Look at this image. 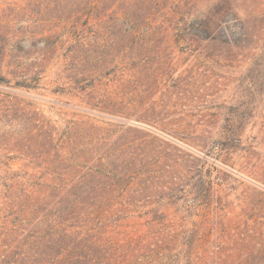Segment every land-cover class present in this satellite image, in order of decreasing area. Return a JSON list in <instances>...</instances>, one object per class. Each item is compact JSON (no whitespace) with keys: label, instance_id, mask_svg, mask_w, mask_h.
Returning a JSON list of instances; mask_svg holds the SVG:
<instances>
[{"label":"rangeland","instance_id":"obj_1","mask_svg":"<svg viewBox=\"0 0 264 264\" xmlns=\"http://www.w3.org/2000/svg\"><path fill=\"white\" fill-rule=\"evenodd\" d=\"M234 1L256 28L219 62L218 42L178 36L211 19L230 38L223 0H0V264L61 259L80 232L152 249L177 236L155 264H264V0ZM148 19L157 53L123 60ZM229 119L238 140L221 150ZM27 196L45 201L13 227ZM62 209L56 246L24 239Z\"/></svg>","mask_w":264,"mask_h":264},{"label":"trees","instance_id":"obj_2","mask_svg":"<svg viewBox=\"0 0 264 264\" xmlns=\"http://www.w3.org/2000/svg\"><path fill=\"white\" fill-rule=\"evenodd\" d=\"M248 0L244 1V4H247ZM159 3L157 0L154 2V6H158ZM223 5L226 6L227 13L231 17V26L229 27L231 32H230V38H227L226 40H221L219 41L217 39V35L215 34L216 29L218 28H212L211 26V19H208L206 21H200L197 25L194 26H189L185 28L184 34L182 36H178L180 40L186 41L189 43V45H193L194 42H198L201 40H206L209 43H219V48L218 50H214L212 53V56L214 57V60L217 59L219 62L221 61H235L236 57H245L244 53L247 52L248 44H249V37H251V31H253L255 25H253L254 28L250 29L247 28V23L241 18V15L239 14V6L235 3L234 0H223ZM222 5V6H223ZM254 5V0L250 2L249 7L252 8ZM235 10V12H233ZM233 10V11H232ZM228 14L225 18L228 17ZM185 15H187L185 13ZM223 18V19H225ZM262 18V17H260ZM257 21V19L253 20ZM148 22H150L149 26L144 28L143 30L140 31H133L134 32V43H137V46H135L134 50L131 51V48L128 47L125 50H123V60L128 58L130 61H136V62H144L145 64H148L147 60H149V57L146 56L145 58H139L142 53L148 52L150 54H156L157 53V46L154 45L155 42V37L159 33L157 31H151L152 30V22L150 19H148ZM254 22V23H255ZM255 32V30H254ZM128 35H133L132 32H129ZM253 35V34H252ZM222 47V48H221ZM221 48V49H220ZM218 51V52H217ZM225 54V55H224ZM121 59V58H118ZM140 59V60H138ZM217 61V62H218ZM230 66V65H229ZM232 66H230L231 68ZM143 68H145L143 66ZM146 70V68H145ZM159 70V69H158ZM142 70H138L137 73H141ZM264 86V82H263ZM254 100V97L253 99ZM228 121V120H227ZM229 124L226 126L224 129L227 130L228 133H230V136L227 138L226 143H221L220 146L222 147L221 150L223 149H230L234 147V143L236 142V139H234L235 134H234V125H231V120L229 119ZM234 134V135H233ZM211 154H216L218 152L216 151H208ZM207 182H199V190L198 194L201 200H205L207 197L208 189L207 188ZM29 196H27V199H25L24 202L18 201L17 204H13L11 206V209H15L13 214L16 215L15 219L11 221V224L13 227H16L17 223L20 222L21 220L19 219L22 218V221H26L27 219V214H36L37 208L45 201V198H37V199H32V202H28ZM199 200V198L195 201V203ZM57 213H62L58 215L53 220H47V223H45V228H42V230L38 231H33V230H24V233H26L25 238H40V241H47V245L49 246H56L57 244L53 242V236L56 237L58 235V231L61 229V227L64 225L62 222L63 220V209L58 211ZM56 213V214H57ZM55 214V215H56ZM34 221V218L32 219ZM242 221L239 220L237 223L239 225H235L234 229H239L242 225ZM98 224H102L101 222H97L96 226ZM104 226V225H103ZM98 228V226H97ZM101 228V227H100ZM18 230H20L18 228ZM89 232H96V228L91 227L87 229V234ZM156 232L150 231V234H154ZM244 234V233H241ZM83 233H78L77 240L78 243L72 242V246H66L63 248L64 254L61 259L53 258L47 261V264H137L138 262H142L141 264H155L157 263L158 259L164 260L169 259V255L164 254V251H168L169 253L172 252V250H175L174 248L171 249V245H173L176 240L177 236H173L171 238H163V239H158L154 244H151V246H154L152 249L151 247H146L143 246L145 239H136V240H130L129 242H126L125 244H121V240H117L116 238L113 237H107L104 239L98 238L97 240L93 241L90 239H85L82 237ZM3 234L1 235V237ZM0 237V239H1ZM76 240V241H77ZM242 242V243H241ZM242 245L240 249L237 251L240 253L247 254L243 248V241L240 239L238 244ZM11 243L9 244L5 241L1 247L0 250V257H3V260L8 258L6 255V249L11 248ZM25 245V244H24ZM184 245V244H183ZM39 244L33 245L34 248H37ZM58 247V246H57ZM17 249H13V256L18 255V250L21 248L16 247ZM50 250V249H49ZM227 251V250H226ZM225 251V252H226ZM232 251V250H230ZM181 251H179L180 253ZM224 252V257L226 260L229 259L230 256H227ZM138 254V255H135ZM190 254V250L187 251L186 255ZM36 255L38 253L36 252ZM178 254L175 255V258L172 262L175 263L178 258ZM158 257L157 260H152L154 258ZM174 258V256H172ZM25 259H28L26 257ZM151 260V261H148ZM25 261V260H23ZM12 261L9 263H3V264H10ZM171 264V263H170ZM235 264H240L239 260L236 261Z\"/></svg>","mask_w":264,"mask_h":264}]
</instances>
